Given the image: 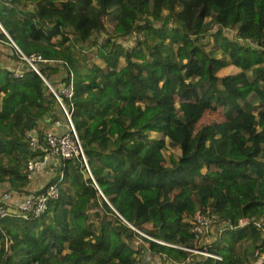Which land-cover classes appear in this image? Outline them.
Returning a JSON list of instances; mask_svg holds the SVG:
<instances>
[{"label": "trees", "instance_id": "1", "mask_svg": "<svg viewBox=\"0 0 264 264\" xmlns=\"http://www.w3.org/2000/svg\"><path fill=\"white\" fill-rule=\"evenodd\" d=\"M0 25L3 195L46 186L28 135L64 120L51 88L88 167L56 155L45 210L0 218V264H264V0H0Z\"/></svg>", "mask_w": 264, "mask_h": 264}, {"label": "built area", "instance_id": "2", "mask_svg": "<svg viewBox=\"0 0 264 264\" xmlns=\"http://www.w3.org/2000/svg\"><path fill=\"white\" fill-rule=\"evenodd\" d=\"M0 31L5 32L2 26L0 25ZM13 44V43H12ZM132 44V40L128 39L127 45ZM13 46H15L13 44ZM16 48V47H15ZM24 59H27L23 56ZM31 63L30 59H27ZM34 70L39 74L37 69L34 67ZM51 88V86H50ZM51 91L54 93L57 105L60 108L64 121H65V129L60 133H47L46 134V145L43 146L40 144L38 138L36 135H28L29 138V144L32 149H39V148H45L43 149L45 151L42 158H32L28 160L27 163V169H28V175L30 178L39 171L40 169V162L42 165V162L45 161L48 158L49 154H55L63 157H71L73 155H80L83 161V164L85 168L88 170L86 158L82 152L80 143L78 141V138L75 133V128L73 125V122L70 118V112L69 110L64 106L62 100L60 101V97L58 94L51 88ZM62 93H64L66 96L70 97L72 95L71 86H67L66 88L61 90ZM56 126L61 125L59 119L53 122ZM62 179V178H61ZM58 194V186L57 183H48L43 188V190L37 194L34 195H28L23 198H10L8 195H1L0 200H3L5 202H9V204H0V218L8 215L10 212L15 211L17 214L26 217L29 216L27 213L33 216H39L46 208V202L48 198L56 197ZM195 222L194 224V231L196 236L200 235L206 226L210 223L208 218L201 212H196L192 218ZM131 228L134 230L133 234L131 235L129 239V247L132 250H139L141 251V243H142V235H144L141 231H139L137 228L131 226ZM145 236V235H144ZM199 253L206 254L209 256H213L216 258H219L217 255L205 252V251H198ZM253 264H263V258L260 256L256 262Z\"/></svg>", "mask_w": 264, "mask_h": 264}, {"label": "crops", "instance_id": "3", "mask_svg": "<svg viewBox=\"0 0 264 264\" xmlns=\"http://www.w3.org/2000/svg\"><path fill=\"white\" fill-rule=\"evenodd\" d=\"M0 66H3L0 63ZM6 67V66H5ZM9 67V66H7ZM11 68V67H10ZM21 69V66L18 67L17 70ZM60 122L62 123L59 126H56L53 122L50 121H44V130H45V134L47 133H60L65 129V121L63 119H59ZM57 156L55 154H49L48 158L42 162H40V169L39 171H37L31 178V182H30V186H29V190L30 192H34L36 190H38L39 188H41L43 185L48 184L49 182L52 181L53 177L56 174L54 165L57 162ZM2 190H4V188L0 187V196L2 195L1 192ZM13 195H15L14 193H12Z\"/></svg>", "mask_w": 264, "mask_h": 264}, {"label": "rangeland", "instance_id": "4", "mask_svg": "<svg viewBox=\"0 0 264 264\" xmlns=\"http://www.w3.org/2000/svg\"><path fill=\"white\" fill-rule=\"evenodd\" d=\"M12 48H15V46H13V44L11 45L10 43H7L0 38V63L4 66H9L12 69L17 70L18 67H20L21 65H20L19 61L12 56V54H13ZM170 151H172V149L169 148V146H167L166 149H164L158 155L159 159L162 161V163L167 164L169 162L168 153ZM3 192H4V190H2L1 194H3ZM247 223H248V220L244 219V220H242L241 225H245ZM215 232H216V230L214 229V227L212 225L208 224V226L205 229V233H204L202 239H205L206 236H212ZM156 263H154V264H156Z\"/></svg>", "mask_w": 264, "mask_h": 264}, {"label": "water", "instance_id": "5", "mask_svg": "<svg viewBox=\"0 0 264 264\" xmlns=\"http://www.w3.org/2000/svg\"><path fill=\"white\" fill-rule=\"evenodd\" d=\"M26 58V57H25ZM60 101H61V99H60ZM131 226V225H130Z\"/></svg>", "mask_w": 264, "mask_h": 264}]
</instances>
